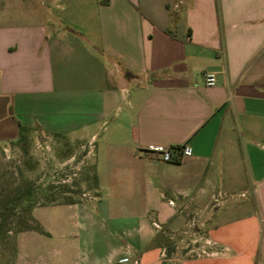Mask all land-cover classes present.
<instances>
[{
	"label": "crops",
	"instance_id": "1",
	"mask_svg": "<svg viewBox=\"0 0 264 264\" xmlns=\"http://www.w3.org/2000/svg\"><path fill=\"white\" fill-rule=\"evenodd\" d=\"M42 1L44 22H0V145L24 126L42 139L88 144L97 158L101 134L111 162L102 171L92 162L97 194L88 199L102 200L111 187L135 191L122 203L156 216L116 217L100 243L107 256L86 264H161L160 224L200 200L210 210L195 216L217 224L215 240L228 252L182 264H264V0H93L92 36L72 23L66 31L49 12L59 0ZM182 145L191 155L176 162L151 151ZM246 158L241 190L252 200L218 208L217 195L242 183Z\"/></svg>",
	"mask_w": 264,
	"mask_h": 264
},
{
	"label": "rangeland",
	"instance_id": "2",
	"mask_svg": "<svg viewBox=\"0 0 264 264\" xmlns=\"http://www.w3.org/2000/svg\"><path fill=\"white\" fill-rule=\"evenodd\" d=\"M68 2L71 6H68ZM47 11L42 0H0V22L3 26L42 23L48 16ZM49 12L66 31H69L68 23H72L79 28H89L87 31L91 36L96 33L93 0H59L58 7L53 4ZM69 39L75 40V37L70 36ZM85 47L92 53L94 47L91 43L87 42ZM119 105L122 106V103ZM102 149L101 134L92 147L97 158L87 152L88 144L55 136L42 139L33 132H29L22 143L14 140L0 145V204L9 194L13 196L15 188L22 184L31 187L35 194L31 210L33 219L29 221L35 229L25 230L19 241L20 234L25 232L16 231L22 224L18 221L23 218L22 210L0 225V264H86L107 256L103 254L100 243L105 235L116 231L119 218L143 215L149 220L156 219L155 213L150 211L147 214L143 206L128 207L122 203L120 198L125 194L135 196V191L119 194L111 187L102 200L88 199L97 194L92 162L97 161L101 171L111 162L108 158L110 151L103 154ZM249 163L247 158L241 162V177L244 179L238 187L234 186L237 189L217 195L218 208H237L252 200L250 191L241 190L242 184L248 182ZM117 178L115 176L112 181L109 177L108 184H117L114 181ZM167 195L166 198L170 196L168 192ZM196 206L206 212L210 210L209 207L204 208L203 200L197 202ZM197 209L185 206L183 212L177 213L171 221L160 224L158 237L172 248L170 254L166 252L161 263L182 264L185 257L223 255L228 252L215 240L216 235L212 230L217 224L196 217L194 213ZM245 212L238 207L233 214L242 218ZM246 231L251 233L252 229L247 227ZM18 247L20 257L13 261Z\"/></svg>",
	"mask_w": 264,
	"mask_h": 264
},
{
	"label": "trees",
	"instance_id": "3",
	"mask_svg": "<svg viewBox=\"0 0 264 264\" xmlns=\"http://www.w3.org/2000/svg\"><path fill=\"white\" fill-rule=\"evenodd\" d=\"M29 131V128L20 126L19 134L16 138L17 143L24 142ZM12 195L13 196H10L9 194L8 197L0 204V225L8 222V219L11 216L15 215L17 211L22 210L23 218L18 220L19 223L22 224L16 231L21 232L35 229V227L29 223V221L33 219L31 210L33 209L35 203V194L31 187L22 184L21 186L15 188ZM171 251L172 248L167 246V253L170 254Z\"/></svg>",
	"mask_w": 264,
	"mask_h": 264
},
{
	"label": "built area",
	"instance_id": "4",
	"mask_svg": "<svg viewBox=\"0 0 264 264\" xmlns=\"http://www.w3.org/2000/svg\"><path fill=\"white\" fill-rule=\"evenodd\" d=\"M205 80L207 85L214 84V78L212 74H206ZM151 151L155 157L164 162H176L181 160L183 157L191 155V148L187 145L175 147H157ZM123 260H126V258Z\"/></svg>",
	"mask_w": 264,
	"mask_h": 264
}]
</instances>
